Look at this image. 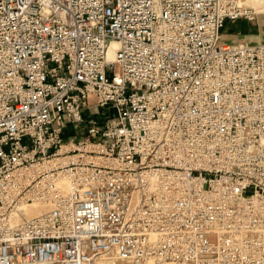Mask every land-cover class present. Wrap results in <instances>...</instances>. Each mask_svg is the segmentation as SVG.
Masks as SVG:
<instances>
[{
  "label": "built area",
  "instance_id": "2783aa9c",
  "mask_svg": "<svg viewBox=\"0 0 264 264\" xmlns=\"http://www.w3.org/2000/svg\"><path fill=\"white\" fill-rule=\"evenodd\" d=\"M255 16L0 0V264H264V43L223 32Z\"/></svg>",
  "mask_w": 264,
  "mask_h": 264
},
{
  "label": "rangeland",
  "instance_id": "374dc122",
  "mask_svg": "<svg viewBox=\"0 0 264 264\" xmlns=\"http://www.w3.org/2000/svg\"><path fill=\"white\" fill-rule=\"evenodd\" d=\"M255 11L257 12L256 9ZM223 32L224 42H248L251 44L264 43V16L257 13L255 18L251 21L244 18L235 22H227ZM97 111L102 112L104 110L98 108ZM38 205L47 208L43 204Z\"/></svg>",
  "mask_w": 264,
  "mask_h": 264
},
{
  "label": "bare ground",
  "instance_id": "6f19581e",
  "mask_svg": "<svg viewBox=\"0 0 264 264\" xmlns=\"http://www.w3.org/2000/svg\"><path fill=\"white\" fill-rule=\"evenodd\" d=\"M247 4L252 7L253 9L255 8L257 10L256 14L258 13L259 15H263L264 16V0H247ZM251 21V20H249ZM248 43V42H247ZM118 47V44L117 43H113L111 48H110V51H109V58L110 59H113L114 57V52H115V49ZM38 204H42V203H38ZM38 204H28V205H24L22 207V210L24 212V214L27 216V217H33V216H36V215H39L43 212L46 211V209H48L49 207L45 204L47 208H44Z\"/></svg>",
  "mask_w": 264,
  "mask_h": 264
}]
</instances>
